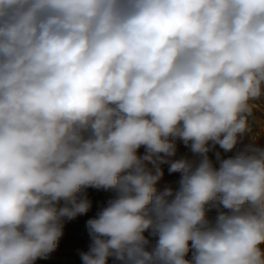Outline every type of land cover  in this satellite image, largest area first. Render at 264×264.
<instances>
[{
    "label": "clouds",
    "instance_id": "9594fccd",
    "mask_svg": "<svg viewBox=\"0 0 264 264\" xmlns=\"http://www.w3.org/2000/svg\"><path fill=\"white\" fill-rule=\"evenodd\" d=\"M261 98L264 0H0V264L47 259L86 188L115 196L82 264H264Z\"/></svg>",
    "mask_w": 264,
    "mask_h": 264
},
{
    "label": "rangeland",
    "instance_id": "374dc122",
    "mask_svg": "<svg viewBox=\"0 0 264 264\" xmlns=\"http://www.w3.org/2000/svg\"><path fill=\"white\" fill-rule=\"evenodd\" d=\"M254 107L251 115L248 117V123L250 131L246 133V135L242 138V142L237 147H242L244 145L249 144H257L259 146H264V98L260 100L252 102ZM219 151L224 158L228 156L234 155L235 150L233 152L224 153L222 149L219 148V145H216L213 151L209 153L210 158L215 163L216 157L215 152ZM145 149L141 147L138 150V155H143ZM181 157H186L188 159H196L193 154L190 152L189 148H187L182 141L177 144V154L170 159H179ZM151 167V165H148ZM218 166V165H217ZM161 168L164 172L163 177L158 181L157 188L158 190H163L164 187H171V177L172 173H169V165L162 164ZM181 174V173H180ZM92 188H86L84 190V195L87 197L89 201H91L90 210L83 215L77 216L74 220L64 221V236L62 237L59 247L56 251L50 254L47 259H38L35 264H82V260L79 256V251H87L89 248L90 237L88 235V231L85 227L86 221L92 217H94L98 211V206L95 205V202L90 200V196H93ZM102 194H105L106 197H110L111 194H106V190L102 189ZM108 201L105 202V206ZM104 206V207H105ZM145 235L152 241L154 238L150 237L146 232ZM264 248V245L261 246ZM189 258L190 255H189ZM108 264H118L115 262L113 258H109Z\"/></svg>",
    "mask_w": 264,
    "mask_h": 264
},
{
    "label": "trees",
    "instance_id": "16d2710c",
    "mask_svg": "<svg viewBox=\"0 0 264 264\" xmlns=\"http://www.w3.org/2000/svg\"><path fill=\"white\" fill-rule=\"evenodd\" d=\"M180 179H181L180 173H172L171 184L173 190H176L178 188ZM92 189L94 195L90 196V200L95 202V205L98 206V209L103 208L105 206V202L109 201L115 196V192L111 190L106 191V194H111L110 197L107 198L105 194H102V189H97V188H92ZM216 214L217 211L215 209L207 213L209 217H214ZM152 242L154 243L153 240Z\"/></svg>",
    "mask_w": 264,
    "mask_h": 264
}]
</instances>
